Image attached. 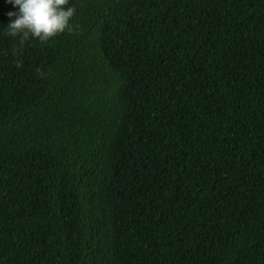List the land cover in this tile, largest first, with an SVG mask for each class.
Wrapping results in <instances>:
<instances>
[{
  "label": "trees",
  "instance_id": "obj_1",
  "mask_svg": "<svg viewBox=\"0 0 264 264\" xmlns=\"http://www.w3.org/2000/svg\"><path fill=\"white\" fill-rule=\"evenodd\" d=\"M68 6L0 0V264H264V0Z\"/></svg>",
  "mask_w": 264,
  "mask_h": 264
},
{
  "label": "clouds",
  "instance_id": "obj_2",
  "mask_svg": "<svg viewBox=\"0 0 264 264\" xmlns=\"http://www.w3.org/2000/svg\"><path fill=\"white\" fill-rule=\"evenodd\" d=\"M18 13L9 12L10 23L7 35L20 37V45L29 38L46 43L50 39L71 30L70 20L75 8L68 6V0H8ZM17 54V49H13ZM17 67L21 64L17 63Z\"/></svg>",
  "mask_w": 264,
  "mask_h": 264
}]
</instances>
